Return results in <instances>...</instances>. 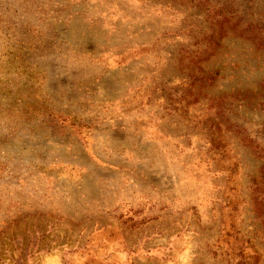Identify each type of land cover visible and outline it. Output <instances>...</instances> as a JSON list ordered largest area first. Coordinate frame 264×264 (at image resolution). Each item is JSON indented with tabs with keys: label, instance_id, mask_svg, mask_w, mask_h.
Listing matches in <instances>:
<instances>
[{
	"label": "rangeland",
	"instance_id": "rangeland-1",
	"mask_svg": "<svg viewBox=\"0 0 264 264\" xmlns=\"http://www.w3.org/2000/svg\"><path fill=\"white\" fill-rule=\"evenodd\" d=\"M16 4L0 264H264V0Z\"/></svg>",
	"mask_w": 264,
	"mask_h": 264
},
{
	"label": "trees",
	"instance_id": "trees-1",
	"mask_svg": "<svg viewBox=\"0 0 264 264\" xmlns=\"http://www.w3.org/2000/svg\"><path fill=\"white\" fill-rule=\"evenodd\" d=\"M222 15H223V17L225 16L224 13ZM227 22H229V21L226 18L224 20H222L223 24L227 23ZM254 32H257L256 36L251 37V35H249V33L253 35ZM237 36L242 38V39H245V40L253 41L255 43L257 51L258 50H260V51L264 50V27L258 26V25H255V26L247 25L244 27V29H242V31H239V33H237ZM253 39H255V41ZM256 39H258V41ZM260 48H262L263 50H261Z\"/></svg>",
	"mask_w": 264,
	"mask_h": 264
},
{
	"label": "clouds",
	"instance_id": "clouds-1",
	"mask_svg": "<svg viewBox=\"0 0 264 264\" xmlns=\"http://www.w3.org/2000/svg\"><path fill=\"white\" fill-rule=\"evenodd\" d=\"M0 5L5 6V10H0V17L6 15L9 19L14 20L17 14L16 0H9V3H6V0H0Z\"/></svg>",
	"mask_w": 264,
	"mask_h": 264
}]
</instances>
